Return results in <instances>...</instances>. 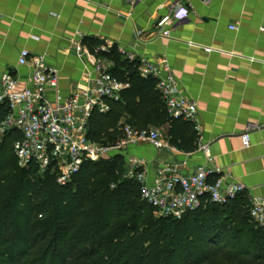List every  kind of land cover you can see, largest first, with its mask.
Here are the masks:
<instances>
[{
    "label": "crops",
    "instance_id": "0c3cea01",
    "mask_svg": "<svg viewBox=\"0 0 264 264\" xmlns=\"http://www.w3.org/2000/svg\"><path fill=\"white\" fill-rule=\"evenodd\" d=\"M167 14L187 18L163 39L155 24ZM84 40L96 41V53L125 49L157 65L196 104L183 129L192 150L171 145L167 126L156 128L169 149L139 143L128 150L150 180L166 165L182 173L204 167L210 179L242 184L238 197H264V0H0V72L21 85L30 75L17 65L22 50L58 71L63 96L87 85L84 74L93 70L81 56L92 50Z\"/></svg>",
    "mask_w": 264,
    "mask_h": 264
},
{
    "label": "trees",
    "instance_id": "16d2710c",
    "mask_svg": "<svg viewBox=\"0 0 264 264\" xmlns=\"http://www.w3.org/2000/svg\"><path fill=\"white\" fill-rule=\"evenodd\" d=\"M83 43L112 63L113 78L129 84L121 101H108V113H93L91 141L113 144L123 124L167 126L171 145L193 149L187 123L169 118L155 80L140 77L137 60H125L116 48L96 53V41ZM17 139L12 131L0 142V264H264V233L247 199L205 204L178 220L156 217L137 183L126 179L122 157L88 162L59 186L55 176L18 165Z\"/></svg>",
    "mask_w": 264,
    "mask_h": 264
},
{
    "label": "built area",
    "instance_id": "2783aa9c",
    "mask_svg": "<svg viewBox=\"0 0 264 264\" xmlns=\"http://www.w3.org/2000/svg\"><path fill=\"white\" fill-rule=\"evenodd\" d=\"M137 1L131 0L132 4ZM186 18L173 19L170 14L160 17L155 24L156 35L168 39L174 27L184 23ZM211 51L205 49L207 53ZM118 53L129 62L138 61L141 78L155 80L169 118L184 122L195 119L196 104L181 94L175 79L162 76L157 65L138 58L132 51L118 49ZM81 57L93 71L84 74L87 85L79 86L78 91L68 96L61 94L58 71L49 67L44 57L32 56L27 50H22L17 59V65L30 72L25 85L12 74L0 72V112L4 113L0 139L12 131L18 134L13 151L21 168L34 166L39 175H53L59 186H65L84 164L123 154L128 164L125 177L137 183L141 200L152 207L158 217L177 220L205 204H228L246 191L242 184H226L222 177L210 179L211 174L204 167L182 173L174 165H166L150 180L144 161L128 157L127 152L139 143H147L157 151L169 149L156 128L137 129L123 124L121 135L113 144L91 141L87 130L93 113H108V101H121V94L129 84L111 76L109 60L89 51L83 52ZM241 141L243 148H249L248 134H244ZM200 151L209 154L207 146H201ZM249 214L264 233V197L249 199Z\"/></svg>",
    "mask_w": 264,
    "mask_h": 264
},
{
    "label": "rangeland",
    "instance_id": "374dc122",
    "mask_svg": "<svg viewBox=\"0 0 264 264\" xmlns=\"http://www.w3.org/2000/svg\"><path fill=\"white\" fill-rule=\"evenodd\" d=\"M150 127L153 128L154 126H151V125H150ZM155 128H156V127H155ZM156 129H157V128H156ZM1 140H2V139H0V142H1ZM13 153H14V151H13ZM121 156L124 158V159H123L124 161L127 159L126 156H124L123 154H121ZM125 164H126L125 168L127 169V168H128V164H127L126 161H125ZM126 171H127V170H126ZM154 214H155V213H154ZM155 216L158 217L156 214H155Z\"/></svg>",
    "mask_w": 264,
    "mask_h": 264
}]
</instances>
